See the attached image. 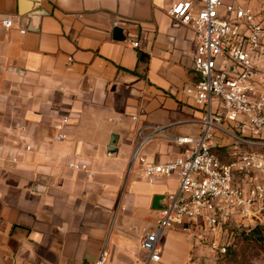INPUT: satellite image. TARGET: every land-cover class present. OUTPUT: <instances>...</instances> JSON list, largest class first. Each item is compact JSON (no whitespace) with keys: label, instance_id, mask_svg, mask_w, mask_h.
<instances>
[{"label":"crops","instance_id":"0c3cea01","mask_svg":"<svg viewBox=\"0 0 264 264\" xmlns=\"http://www.w3.org/2000/svg\"><path fill=\"white\" fill-rule=\"evenodd\" d=\"M177 1L0 0V264L148 260L142 237L180 178L150 182L138 158L180 155L204 115L188 92L194 33L168 14ZM198 246L175 226L150 264H189Z\"/></svg>","mask_w":264,"mask_h":264},{"label":"built area","instance_id":"2783aa9c","mask_svg":"<svg viewBox=\"0 0 264 264\" xmlns=\"http://www.w3.org/2000/svg\"><path fill=\"white\" fill-rule=\"evenodd\" d=\"M168 14L194 33L200 78L188 92L204 115L198 135L177 138L180 155L164 162L135 157L150 182L180 178L156 227L142 237L148 260L139 264L160 261L161 240L175 226L218 255L226 253L234 231L264 226V0H178ZM1 23L11 27L14 20ZM56 128L54 138L65 139L62 126ZM69 167L86 169L76 162ZM106 256L95 264H105Z\"/></svg>","mask_w":264,"mask_h":264},{"label":"rangeland","instance_id":"374dc122","mask_svg":"<svg viewBox=\"0 0 264 264\" xmlns=\"http://www.w3.org/2000/svg\"><path fill=\"white\" fill-rule=\"evenodd\" d=\"M254 228H258V234L252 235L251 230L245 231V235L239 238L237 258L241 259V255H244L249 264H264V241L261 243L254 241L259 235L264 237V226ZM191 260L195 264H227V261L221 260L218 254L202 244L198 246V250Z\"/></svg>","mask_w":264,"mask_h":264},{"label":"trees","instance_id":"16d2710c","mask_svg":"<svg viewBox=\"0 0 264 264\" xmlns=\"http://www.w3.org/2000/svg\"><path fill=\"white\" fill-rule=\"evenodd\" d=\"M251 231H252L251 232L252 235L259 233L258 228H254ZM244 235H245V231H234L233 241L228 246L226 253L223 255H218V257H220L221 260H224V262L227 261V264H231V263L232 264H249V262L246 260L244 255H241V259L237 258L239 254L238 253L239 238ZM254 241L261 243V241H264V237L259 235L258 238H256Z\"/></svg>","mask_w":264,"mask_h":264},{"label":"water","instance_id":"95a60500","mask_svg":"<svg viewBox=\"0 0 264 264\" xmlns=\"http://www.w3.org/2000/svg\"><path fill=\"white\" fill-rule=\"evenodd\" d=\"M127 37H128V35H124V34H123V30H122V28L117 27V28L115 29V38H116L117 40H126ZM114 138H115V136L112 137V140H114Z\"/></svg>","mask_w":264,"mask_h":264}]
</instances>
